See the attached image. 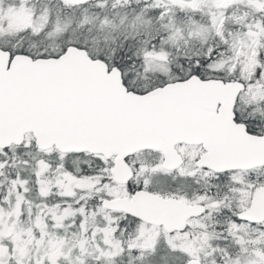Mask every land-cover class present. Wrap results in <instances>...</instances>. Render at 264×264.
Segmentation results:
<instances>
[{"label": "snow or ice", "instance_id": "snow-or-ice-1", "mask_svg": "<svg viewBox=\"0 0 264 264\" xmlns=\"http://www.w3.org/2000/svg\"><path fill=\"white\" fill-rule=\"evenodd\" d=\"M0 264H264V0H0Z\"/></svg>", "mask_w": 264, "mask_h": 264}]
</instances>
